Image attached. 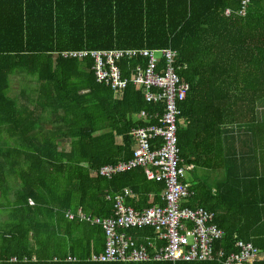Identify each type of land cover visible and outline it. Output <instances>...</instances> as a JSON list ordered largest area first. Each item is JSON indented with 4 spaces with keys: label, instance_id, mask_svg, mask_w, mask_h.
<instances>
[{
    "label": "trees",
    "instance_id": "trees-1",
    "mask_svg": "<svg viewBox=\"0 0 264 264\" xmlns=\"http://www.w3.org/2000/svg\"><path fill=\"white\" fill-rule=\"evenodd\" d=\"M239 8L237 0H0V186H13L14 198L0 206V264H124L88 261L104 251L103 228L65 212L80 207L109 216L114 203L107 196L126 188L143 207L162 204L165 184L148 181L143 169L110 180L96 174L132 159L131 130L146 125L139 114L161 113L162 106L147 103L133 83L116 98L97 83L91 59L65 53L174 50L177 74L189 85L178 104L180 166L230 176L228 127L255 132L264 98V0L243 14ZM119 66L129 78L138 62ZM190 189L187 206L214 213L226 235L216 249L237 253L235 238L253 245L244 225L229 226L233 215H245L241 187L214 191L196 182Z\"/></svg>",
    "mask_w": 264,
    "mask_h": 264
},
{
    "label": "built area",
    "instance_id": "built-area-1",
    "mask_svg": "<svg viewBox=\"0 0 264 264\" xmlns=\"http://www.w3.org/2000/svg\"><path fill=\"white\" fill-rule=\"evenodd\" d=\"M243 14L254 0H237ZM231 10L226 9L230 15ZM161 52L157 58L156 53ZM71 59L92 60V71L97 83L104 84L121 98L130 83L142 93L147 103L162 106L163 112L142 111L138 118L146 125L131 130L133 157L127 162L104 166L96 174L107 180L128 172L143 169L148 181L162 182L165 190L162 204L152 207H133L126 198L139 201L131 189L107 199L113 200V213L98 216L84 212L80 207L67 210L68 219H77L103 228L105 249L102 254L88 258L93 263L144 262H217L220 264H258L260 250L251 243L235 238L237 253L227 254L216 249L225 239V233L215 222V214L200 207L190 208L194 196L185 182L187 166H180L177 131L180 122L178 104L185 100L189 85L177 74V53L171 49H117L81 51L62 55ZM134 60L138 66L129 78H124L119 64ZM154 200V194L149 195ZM31 204H33L31 202ZM150 231V234H132L130 230ZM75 261L73 259H70Z\"/></svg>",
    "mask_w": 264,
    "mask_h": 264
},
{
    "label": "crops",
    "instance_id": "crops-1",
    "mask_svg": "<svg viewBox=\"0 0 264 264\" xmlns=\"http://www.w3.org/2000/svg\"><path fill=\"white\" fill-rule=\"evenodd\" d=\"M261 101L262 103L260 105L258 104L259 106L257 108V121L259 122V127L258 129H255V132H253V130L250 131L248 128L237 130L236 128L228 127L230 134L227 137L228 141L226 147L227 150L225 151V157L231 158L228 160V162L232 164L230 176H228L227 178L226 171L222 169L212 170L198 167L194 169L189 168L185 179V182L190 187L193 186L196 182H205L208 186L213 187L214 191L216 190L217 186H239L241 187V189H243L242 191L245 194L243 198L245 215L238 213L233 215L234 219L233 221L229 222V226L232 227L244 225L245 235L247 237H251L253 245H255V247L260 250V258L258 264H264V98ZM120 142L121 140L118 139L119 144H121ZM238 159H240L241 161H238ZM188 175H191V177ZM256 186H260V188H256ZM1 188L4 189L5 192L10 191L8 197L2 196L0 194V206L7 207L14 201L11 191L13 190V186H0V190ZM155 197L156 196L154 195V200ZM259 200L260 203H258L259 205H257V201L259 202ZM127 201H135L137 204H139V207H145L140 205L142 203L140 197L139 201L131 198H126V203ZM153 201H151L149 197V202L152 203ZM140 234H150V231L145 230ZM134 235L136 234L134 233Z\"/></svg>",
    "mask_w": 264,
    "mask_h": 264
},
{
    "label": "rangeland",
    "instance_id": "rangeland-1",
    "mask_svg": "<svg viewBox=\"0 0 264 264\" xmlns=\"http://www.w3.org/2000/svg\"><path fill=\"white\" fill-rule=\"evenodd\" d=\"M156 56H157V58H160V57H161V52H157V53H156ZM17 80H18V79L15 80V85H14L15 88L19 85V84H18L19 81H17ZM261 103H262V101L259 102V105H260ZM259 105H258V106H259ZM60 145H61L62 148H67L68 145H69V142H68V141H63V142H60ZM188 176L191 177V175H188ZM188 176H187V177H188ZM187 179H188V178H187ZM189 181H190V178H189Z\"/></svg>",
    "mask_w": 264,
    "mask_h": 264
}]
</instances>
